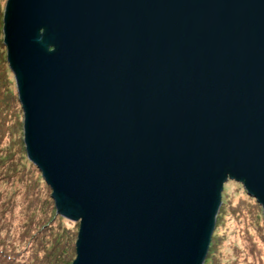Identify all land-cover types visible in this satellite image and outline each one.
Instances as JSON below:
<instances>
[{
    "label": "water",
    "instance_id": "95a60500",
    "mask_svg": "<svg viewBox=\"0 0 264 264\" xmlns=\"http://www.w3.org/2000/svg\"><path fill=\"white\" fill-rule=\"evenodd\" d=\"M2 36L70 264H203L227 180L264 216V0H6Z\"/></svg>",
    "mask_w": 264,
    "mask_h": 264
},
{
    "label": "trees",
    "instance_id": "16d2710c",
    "mask_svg": "<svg viewBox=\"0 0 264 264\" xmlns=\"http://www.w3.org/2000/svg\"><path fill=\"white\" fill-rule=\"evenodd\" d=\"M2 16L0 4V264H69L75 256L76 233L74 227L62 224V216L55 214L53 201L46 193L51 190L47 183L35 182L31 177V171L38 169L28 161L22 140L23 112L9 80L10 70L2 43ZM12 186L13 192L9 190ZM242 192L245 198L252 199L244 189ZM18 194L21 195L17 198ZM229 202V199L221 201L203 264L220 263L227 237L216 228L224 218L235 219L246 210ZM253 221L254 233L245 231L248 245L236 248L237 253L228 260L229 264H264L261 262L264 256L262 214L258 212ZM47 246H57L54 257L53 253L46 252Z\"/></svg>",
    "mask_w": 264,
    "mask_h": 264
},
{
    "label": "rangeland",
    "instance_id": "374dc122",
    "mask_svg": "<svg viewBox=\"0 0 264 264\" xmlns=\"http://www.w3.org/2000/svg\"><path fill=\"white\" fill-rule=\"evenodd\" d=\"M5 2H6V0H0V4H1V7L3 9H4ZM1 30H2V27H1ZM7 66H8V63H7ZM8 70H10V68ZM9 72H10V78H9L10 84L12 83L15 92H17L16 91V85H15V80H14L13 73L11 72V70ZM10 88H11V85H10ZM17 98H18V96H17ZM22 123H23V117H22ZM22 140H23V135H22ZM27 159H28V157H27ZM28 161H30V160H28ZM36 169H38V168L36 167ZM31 173H32L31 174V177L34 178L35 182L43 183L42 181H44V179H42L43 177H42V174H41V172H40L39 169H38V171H35V170L31 171ZM16 186H15V188H16ZM243 189L244 188H243L242 184L240 182H237V181H234V180H227L223 184V190L221 192V201H224V199H229V201L233 205H236L237 204L239 207H242L243 206L244 209H246V210L244 211L243 214L240 213V215H238L237 217H235V219L232 218L231 216H229V218L227 220H226V218H224L223 221H222L221 226H218L216 228V231L218 233H222V234L225 233V235L227 237L224 240V242H223V247H222L223 251H221L223 253V255H222L223 257L220 256L221 261H220L219 264H229L230 262H228V260L232 259L235 256V254L237 253L236 248L240 249V247L242 248L243 246L245 247V245H248L249 240H248V238L246 236V232L245 231L247 230L249 234L250 233L251 234L254 233L253 232V230H254V227H253V224H254L253 217L255 218L258 212H259V214L260 213L262 214V218L264 220V216H263V212H262L261 205L252 196H251L252 199L251 198L250 199L245 198L244 197V194L242 192ZM9 190L11 192H13L14 186L10 187ZM43 191L45 192V190H43ZM46 193H47V195H49L48 197H50V199L53 201V199L51 197V190H50V193L47 192V191H46ZM20 195L21 194H18L17 195V198L20 197ZM226 202L228 203V201H226ZM254 203L256 205H254ZM53 205H54V201H53ZM257 208H258V212H257ZM54 209H55L54 212H55V214H57V216H62V215H60L59 213L56 212L55 205H54ZM62 221H63L62 224L64 226H72V227H74L73 228V231H75L76 238H77V233H78V229H79V222L78 221H73V220L67 219L65 217H63V220ZM75 224H76V226H75ZM56 225L57 224H55V226ZM214 225H215V223H214ZM214 229H215V227L213 228V230ZM12 232H13V230H12ZM70 235H72V234L70 233ZM76 238L74 240V245H75V242H76ZM45 248L47 249L46 252L48 251V253H50V254L53 253V256L52 257H54L55 253L57 252V250H56L57 246L56 247H53V248H52V246H51V248L49 246H47ZM262 249L264 250L263 245H262ZM257 260H258V258H257ZM263 261H264V256H262V261L261 262H263Z\"/></svg>",
    "mask_w": 264,
    "mask_h": 264
}]
</instances>
